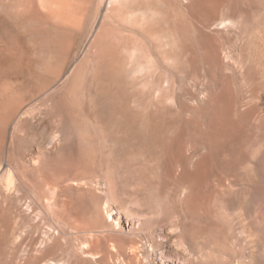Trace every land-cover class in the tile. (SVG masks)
<instances>
[{"label": "rangeland", "instance_id": "obj_1", "mask_svg": "<svg viewBox=\"0 0 264 264\" xmlns=\"http://www.w3.org/2000/svg\"><path fill=\"white\" fill-rule=\"evenodd\" d=\"M0 264H264V0H0Z\"/></svg>", "mask_w": 264, "mask_h": 264}, {"label": "bare ground", "instance_id": "obj_2", "mask_svg": "<svg viewBox=\"0 0 264 264\" xmlns=\"http://www.w3.org/2000/svg\"><path fill=\"white\" fill-rule=\"evenodd\" d=\"M223 22H224V21H223ZM223 22H222V23H223ZM87 245H88V244H87ZM87 251H88V250H87Z\"/></svg>", "mask_w": 264, "mask_h": 264}]
</instances>
